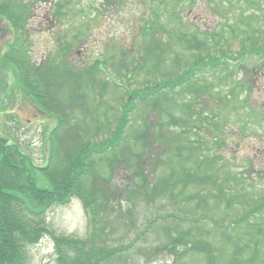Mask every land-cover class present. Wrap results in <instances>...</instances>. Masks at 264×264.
<instances>
[{
	"label": "rangeland",
	"instance_id": "374dc122",
	"mask_svg": "<svg viewBox=\"0 0 264 264\" xmlns=\"http://www.w3.org/2000/svg\"><path fill=\"white\" fill-rule=\"evenodd\" d=\"M16 1L25 27L0 17V113H12L0 114V135L19 138L37 165L48 163L58 112L63 145L79 124L83 151L116 143L126 89L168 81L170 94L139 104L118 151L89 152L78 191L43 214L58 242L30 246L27 264H264V210L254 213L264 204V64L243 56L264 48V0L0 4ZM14 41L45 106L2 60ZM223 51L240 58L187 74Z\"/></svg>",
	"mask_w": 264,
	"mask_h": 264
},
{
	"label": "trees",
	"instance_id": "16d2710c",
	"mask_svg": "<svg viewBox=\"0 0 264 264\" xmlns=\"http://www.w3.org/2000/svg\"><path fill=\"white\" fill-rule=\"evenodd\" d=\"M16 2L17 8L9 3L0 4V13L13 20L17 17L19 20L15 21V25L19 28L22 26V20L17 16L16 9L19 10L18 7H21V4L18 1ZM244 52L258 55L262 53V50L253 47L252 50H245ZM13 54L9 52L2 57L4 61L11 62L5 66L10 64L14 68L13 70L16 72L20 84L22 83L21 85L24 88L28 86L29 90L27 92L34 95L36 99L38 98V101L41 100L43 105L46 104L49 95L39 90L44 88L43 82L37 76L35 80L39 81L38 83L34 84V81L25 80L24 75L27 74L25 66ZM231 58L238 61L240 57H232L226 51H223L221 57L218 58L209 55L206 60H203V65L197 71L206 66L214 69L218 66L225 67L226 62ZM225 70L227 72L228 68L224 69V72ZM182 82L183 80L177 81V85ZM160 91L161 88L152 86L146 90L128 93V100L119 119L122 122V127L121 131L117 133L118 142L114 144L109 140V143L100 146L87 145L83 151L82 146L90 141L86 142L84 137H81L79 132L82 128L79 127V124L74 125L73 128L71 127L73 129L71 130L77 136L76 139L71 140L73 144L63 145L62 142L68 131L63 133V128H66L68 120L64 113L58 112L57 127L54 131H51L50 157L45 166L37 165L29 152L22 151L19 138L13 136V134L9 137L3 134L0 135V264H27L29 260L28 248L38 244L45 235L50 236L54 242H58V238L53 234V231L46 227V223L42 218L43 214L47 212L52 203H66L71 197V193L78 191L77 183L92 168V166L82 168L85 162L84 158L88 157L90 151H94L96 155H103L108 150L117 151L120 146L119 140L122 139V133L130 121L131 113L139 107V104L161 101L164 94L160 95ZM0 107L2 106L0 105ZM48 110L50 109L48 108ZM11 114L3 113L2 115L8 116ZM6 134H8L7 130ZM7 138L12 139L14 143L9 142ZM59 164L64 165L62 169L65 172L57 167ZM75 168H78L75 175L67 176V173ZM74 179L76 180L75 184L72 183ZM90 201V203H93L94 200ZM116 252L118 251L108 252L107 256Z\"/></svg>",
	"mask_w": 264,
	"mask_h": 264
}]
</instances>
